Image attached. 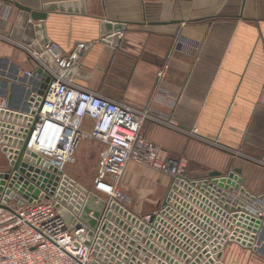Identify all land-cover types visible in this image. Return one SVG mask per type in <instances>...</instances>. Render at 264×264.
Returning a JSON list of instances; mask_svg holds the SVG:
<instances>
[{"label":"crops","instance_id":"crops-1","mask_svg":"<svg viewBox=\"0 0 264 264\" xmlns=\"http://www.w3.org/2000/svg\"><path fill=\"white\" fill-rule=\"evenodd\" d=\"M15 1L39 10L46 3L75 0ZM84 1L85 14L56 10L45 20L48 38L63 52L90 42L74 80L103 96L148 109L144 135L161 158L183 159L190 179L238 168L250 194L263 195L264 0ZM17 13L13 6L10 29ZM103 21L125 26L116 46L101 40ZM35 68L22 49L0 40V81ZM33 79L31 86L38 82ZM14 95L19 99V90ZM94 142L91 147L100 157L104 147ZM0 152L2 169L7 161ZM124 179L144 184L132 193L136 201L157 190L165 192L162 200L172 182L167 174L134 161L126 164ZM237 248L253 256L248 264H263L264 247L258 252L234 240L225 243L221 263Z\"/></svg>","mask_w":264,"mask_h":264},{"label":"water","instance_id":"water-1","mask_svg":"<svg viewBox=\"0 0 264 264\" xmlns=\"http://www.w3.org/2000/svg\"><path fill=\"white\" fill-rule=\"evenodd\" d=\"M2 1L18 9L10 37L37 51L52 42L45 27L48 12L86 13L84 0L46 3L39 10L15 0ZM124 28L120 22L103 21L101 40L116 46ZM33 76L38 82L31 86ZM8 77L10 80L0 81V95L8 103L7 110H0V149L8 166L0 170V197L4 194L3 200L12 198L20 205L38 198H53L69 228L84 224L88 235L94 238L92 264H222L224 239L231 230L230 239L263 251L264 215L252 216L245 207L226 201L225 195L233 190L251 195L242 184L240 169L226 174L213 171L194 180L174 178L158 202V213H150L144 220L131 208L100 197L68 175L61 178L60 171L26 147L49 78L39 67L30 74L16 72ZM18 90L20 98L16 100L14 94ZM205 187H211V193ZM196 190L211 196L216 205L199 193L195 195L200 200L195 199ZM197 208L213 219L204 217ZM212 235L216 238L212 239Z\"/></svg>","mask_w":264,"mask_h":264},{"label":"built area","instance_id":"built-area-1","mask_svg":"<svg viewBox=\"0 0 264 264\" xmlns=\"http://www.w3.org/2000/svg\"><path fill=\"white\" fill-rule=\"evenodd\" d=\"M12 8V4L0 0V40L22 49L49 78L26 145L28 149L60 171L62 178L63 175L70 177L66 166L82 140L100 142L104 148L93 189L107 195L106 200H116L128 208L129 198L120 191L119 183L129 161L167 174L171 180L187 177L183 159L161 158L158 148L144 135L143 124L150 115L148 109L135 108L103 96L74 80L79 60L87 52L90 42H79L67 52L51 42L37 51L10 37ZM165 69L166 66L158 72L160 76ZM7 104V99L0 95V110H7ZM205 189L211 193V187ZM195 193L216 205L204 191L193 192V197L200 200ZM3 195L0 197V264H92L94 238L88 235L84 224L69 228L57 212L53 198H38L20 205L12 198L3 200ZM225 197L229 205L243 206L252 216L264 215V197H249L237 190L227 192ZM159 209L157 205L147 213L133 212L147 220L150 213H158ZM197 209L204 217L213 219L203 209ZM232 231L224 239L223 246L227 241H237L230 239Z\"/></svg>","mask_w":264,"mask_h":264},{"label":"rangeland","instance_id":"rangeland-1","mask_svg":"<svg viewBox=\"0 0 264 264\" xmlns=\"http://www.w3.org/2000/svg\"><path fill=\"white\" fill-rule=\"evenodd\" d=\"M83 143H85V146H83L82 148L78 147V150H76L74 157L71 158L67 163L66 167L68 169L66 171L70 175V177L74 179L77 183L81 184L88 190H92L100 197L107 199L108 198L107 195L102 194L100 192H96L93 189L95 180L97 178L98 163L100 159V157H98V155L95 153L94 148L91 147L92 143L95 142L93 140H82L80 146ZM0 156H1V152H0ZM0 161L1 162L3 161L2 156ZM2 164L0 163V168L3 166ZM140 167L144 168L142 166ZM122 176L120 179L119 188L120 191L126 194V196L129 198V203H128L129 208H131L134 211L135 210L139 211L141 213H147L154 210L155 206L158 205L157 203L163 197L165 192L162 190L159 191L157 190L153 192L156 194L147 196L146 198H142V200L136 201L132 193L135 189L138 188L144 189V184H142V182L138 180L131 181V183H128L125 181V179L124 181L122 180ZM233 253L234 254H231L228 260H226V257H224L223 260L224 264H248L249 259L253 258V256H250L248 253H245L244 251L238 248H237V252L235 253L234 251ZM254 254L256 253H253V255Z\"/></svg>","mask_w":264,"mask_h":264},{"label":"bare ground","instance_id":"bare-ground-1","mask_svg":"<svg viewBox=\"0 0 264 264\" xmlns=\"http://www.w3.org/2000/svg\"><path fill=\"white\" fill-rule=\"evenodd\" d=\"M245 194V193H244ZM246 195V194H245ZM250 197V195H248Z\"/></svg>","mask_w":264,"mask_h":264}]
</instances>
